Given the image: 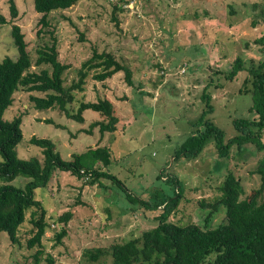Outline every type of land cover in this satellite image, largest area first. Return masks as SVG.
<instances>
[{"label":"rangeland","instance_id":"1","mask_svg":"<svg viewBox=\"0 0 264 264\" xmlns=\"http://www.w3.org/2000/svg\"><path fill=\"white\" fill-rule=\"evenodd\" d=\"M14 2L17 16L12 18L8 0H0V12L8 20L0 24V61L17 57L10 31L15 23L27 43L30 71L38 72L46 66L34 65L36 50L52 39L48 33L36 36L40 14L33 0ZM115 15L117 20L105 0H77L67 10L51 12L48 19L58 43V58L69 65L63 74L65 86L76 79L80 63L93 50L113 53L131 70V85L122 71L103 82L92 79L91 71L83 90L75 91V100L67 105L75 112L80 101L107 98L118 118L117 130L100 135L95 126L87 133L91 123L104 119L99 113L85 110L84 121L78 122L58 108L38 110L29 100L32 93L19 88L3 115L5 120L22 115L23 137L16 146L17 156L41 157V149L29 142L31 135L52 140L66 160L72 153L107 146L111 163L97 162L94 167L114 175L132 197L150 202L173 195L176 187L170 178L176 176L181 197L168 219L193 221L203 227L211 210L208 204L219 194L217 187L229 171L242 185L241 197L259 187L255 169L262 152L247 144L241 152L234 147L228 157L221 158L213 142L197 157H177L175 151L196 130L193 123L205 109L203 91L211 96L213 111L208 116L224 131L225 139L236 133L232 119L254 116L249 112L252 91H243L251 88L249 83L242 84L247 71L233 79L226 75L237 56L244 67L250 59L256 63L264 59V40L256 41L264 35V0H135ZM26 180L17 176L11 184L23 186ZM35 197L46 210L49 225L42 246L54 264H113L109 254L91 261L84 251L108 249L113 242L137 237L157 223V211L131 202L108 178L90 184L86 178L54 170L47 185L35 190ZM69 209L73 214L65 224L66 236L56 244L54 233L64 226L56 218ZM29 211L19 228L20 245L0 232V264L32 262L36 248L25 245L31 227ZM209 216L207 226L215 227L225 221V210L220 207ZM40 264H45L43 259Z\"/></svg>","mask_w":264,"mask_h":264},{"label":"trees","instance_id":"2","mask_svg":"<svg viewBox=\"0 0 264 264\" xmlns=\"http://www.w3.org/2000/svg\"><path fill=\"white\" fill-rule=\"evenodd\" d=\"M76 3L77 0H33L34 10L40 14L36 36L48 33L52 39L36 50L34 65L46 66L38 72L30 71L32 61L20 26L15 23L11 25L17 57H5L0 61V232H5L12 244L20 245L19 228L26 220L28 210H31V227L25 245L27 249H36L31 255L30 264H40L42 259L45 264H54L55 259L50 253H44L42 246V238L49 224L46 221V210L35 197V190L44 188L53 171L60 170L78 179L86 178L90 184H95L101 178L111 179L121 187L131 202L138 201L145 209L158 212L155 217L157 223L137 237L113 242L108 249H85L84 256L91 261L109 254L113 264H264V59L258 63L250 59L249 66L244 67L243 59L237 56L226 75V78L233 79L237 73L247 71L242 84L245 86L249 83L251 88L243 91H252L249 112L254 116L232 119L236 133L225 139L224 131L208 116L213 106L210 94L203 91L201 99L205 109L193 123L196 130L176 148L177 157H197L209 142H213L221 158L228 157L234 147L237 152H241L247 144L262 152L255 169L260 179L259 187L241 197L244 193L242 185L229 171L217 187L219 194L208 204L211 210L204 218L203 227L193 221L178 223L168 219L171 209L176 208L181 197L182 189L176 176L170 178L176 187L173 195L150 202L132 197L114 175L102 170L100 166L94 167L97 162L104 166L111 163L112 152L107 146L72 153L66 160L56 150L52 140L31 135L29 142L41 149V157L21 159L17 156L16 146L23 137L22 115L10 120L3 119V115L12 105L13 95L19 88L32 93L29 100L33 108L38 110L58 108L68 118L78 122L84 121L85 110L99 113L104 119L91 123L89 129L85 130L87 133L95 126H98L100 135L105 131L113 133L117 130L118 118L114 114L112 102L107 98L95 102L80 101L75 112L67 108L75 100V91L83 90L85 79L91 71L92 79L100 82L122 71L126 83L132 84L131 70L116 59L113 53L93 50L92 55L80 63L76 79L65 86L63 74L69 65L58 58V43L54 30L50 29L48 16L54 11L67 10ZM108 3L112 6V18L117 20L115 14L125 8L122 4ZM8 4L10 15L15 18L17 9L14 0H8ZM7 22L0 12V24ZM263 40L264 35L256 41L262 43ZM44 122L54 123L51 119H44ZM54 125L59 126L56 123ZM17 176L27 179L23 186L11 184ZM220 207L225 210V221L215 227H208L209 215ZM72 214L69 209L56 218V222L64 225L54 233L56 244L66 236L65 224Z\"/></svg>","mask_w":264,"mask_h":264},{"label":"built area","instance_id":"3","mask_svg":"<svg viewBox=\"0 0 264 264\" xmlns=\"http://www.w3.org/2000/svg\"><path fill=\"white\" fill-rule=\"evenodd\" d=\"M105 1H107V2H114V3H117V4H122V6L124 7V8H126L127 7V5H131L132 3H134V1L135 0H105ZM124 1H127V2H124Z\"/></svg>","mask_w":264,"mask_h":264}]
</instances>
